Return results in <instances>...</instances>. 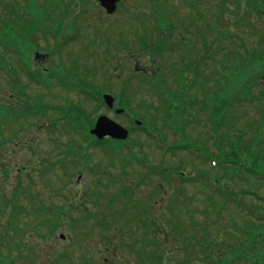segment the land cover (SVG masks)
<instances>
[{
  "label": "rangeland",
  "instance_id": "obj_1",
  "mask_svg": "<svg viewBox=\"0 0 264 264\" xmlns=\"http://www.w3.org/2000/svg\"><path fill=\"white\" fill-rule=\"evenodd\" d=\"M45 1L48 2V0H0V61L7 66V70L10 68L13 72L15 89L21 87L26 92L24 94L26 98L21 100L29 105H34L32 98L35 100L40 98L53 103L51 108L55 104L62 106L74 104L91 113L94 109L93 101H89L71 90L65 91L61 87L55 86L54 82H51L49 89L32 84L25 77L19 62L16 61L17 56L2 45L10 43L13 32L3 29L6 21L11 20L12 15L26 12L38 21L30 37L34 42H38L41 53H45L44 50L51 51L53 49L52 40L44 39L47 28L79 33L78 39L70 41L63 50L49 56L43 68L56 70L55 68H60L59 65H61L66 71L73 70L80 76L86 75L87 82L92 84L87 86L91 93L96 88L111 87V92L116 96V104L122 105L126 109V116H115L113 112L109 113L101 107L92 113L94 115L92 117L95 119L96 115L104 114L122 126L132 128L130 144L133 145L138 156H131L125 147L121 150V154L119 152L115 155L108 154L102 147H93L88 150L91 167L81 165L78 161L75 170L77 172L79 169L82 174L78 171L74 176H67L62 169H56L58 166L53 162L42 161L41 157L44 159L59 157L62 150L67 149L69 142H73L75 145L80 144L79 137L81 135L78 133L76 135L69 126L60 124V120H56L59 125L52 133H49L45 126L38 128L36 124L34 127L35 122L31 123L33 118L16 121V124L10 127L6 121L8 117L3 113V120L9 128L6 127L0 133V139L6 138L12 129L18 131V139H13L14 141L10 144L4 142L0 145V151L3 147V165L11 166L9 168L11 171L8 174L0 169V189L2 187L5 192L3 193L4 199L8 196H15L19 180L23 188L32 187L36 192H41L37 197L41 198L42 204L48 208L65 205L69 202L75 189L76 192L81 189L80 192L85 193L70 210L71 214H65L62 218L60 217L61 219L59 218L62 223L50 235L48 243L38 234H32V231L30 234L26 233L31 226L46 236L47 229L42 227L40 221L42 218L51 219L53 216L50 212L38 209L37 205L28 202L21 192L17 197L18 203H15L14 207L12 205L6 207L3 203L4 200L0 201V213L3 208L5 209V214L0 215V242L9 248L7 250L6 246L0 245V252L4 256L9 255L7 264H31L32 251L35 255L32 264H52V260L48 259L49 255L52 259L60 258L55 259L56 264H64L65 258L61 257L64 252L72 253L75 258L82 261L83 255L87 256L91 259L89 264H127L125 260L122 263L118 262L119 257L120 260L126 259L125 255L127 254L125 247L124 250H119L121 245L118 240L121 236L124 239L129 238L130 223L120 229L119 226L113 225H123V217L126 213L129 214L131 211L133 213L131 209H136L139 222L144 220L142 219L143 210L137 201H148L152 195L154 203L150 209L151 219L160 220L168 232L167 237L170 242L177 248L176 253L168 257L166 261L172 264H211L209 256L202 247V242L198 241L200 238H210L214 243V251L225 244L223 248L227 247L230 253L227 254L228 257L221 260L222 264H258L253 260H264V241H262L263 245L256 241H247L244 235L238 233V230L244 229L245 226L255 223V221L233 202H228L221 208L222 218L219 213H213L212 209L206 206L208 204V189L205 191L206 186L203 183L208 181L213 187L221 188L224 191L231 188L240 195L245 194L243 196L245 201L252 204V208L259 215L264 216V202L256 201V196L252 194L246 195L247 190L260 191L263 189L261 195L264 196V181L257 182V180L245 176L242 171L243 178L233 177L231 171L226 170L232 166L238 168L239 165H254L257 154L260 156L261 153H264V103L262 102V105L259 101L253 100L252 103L245 101L248 97L257 94L264 96V59H261L260 55L255 58L256 53L253 52L258 48L260 52L264 50V16H258L259 25L258 21H252L251 16L246 15L245 19H242L243 24L230 26V24L238 22L237 18L227 17L229 15L227 8L235 9V4L232 3L227 6L223 5L224 7L221 6L223 13L222 16L220 15L221 20H217L220 23L216 24L212 21V15H217L218 6H220V3L217 5L216 0H194L196 5L194 9L188 7L181 0H157L159 9H156L158 5L155 2L150 4V1L146 0L142 4L141 0H126V3L124 2L114 14L105 16L96 2L88 0L82 4L78 3L79 6L81 5L80 13L82 15L79 12L75 14L64 9L58 11L55 9L54 21H51L46 20L40 12ZM67 3V0H63L65 9ZM36 4L40 7V11ZM195 12H203L208 20L205 23L206 26L200 18L195 17ZM248 13L251 12L248 11ZM157 15L161 16V22L164 25L173 26L169 27L172 31L176 28L182 29L180 34L176 32L168 40L172 45L179 42L186 47L185 50L177 49L172 54L164 55V58L167 59L162 61L161 66L166 71L162 72L163 80L161 82L167 89L175 91L177 82L173 67L186 72L184 83L187 80L190 82L192 74L191 83L194 82V87L186 90V94L172 96L170 93L164 92L155 97L154 89L147 93L144 79H141L137 74H132L135 70V63L130 61L129 57L132 54L142 56V51L139 53L137 44H132L131 35L134 37L133 32L135 31L137 34L138 30L143 31L144 34L147 29L151 30L147 33L150 35L153 26L152 18L156 21ZM100 17L108 20L99 21ZM93 20V25L89 26L88 24H91ZM143 22L147 24V28ZM253 22L257 24L256 28H253ZM222 27L231 31V34L227 33V37L224 39L222 36H218V31ZM199 31H202L203 34H200ZM37 33L42 36L36 37ZM199 35L205 38L206 43L199 38ZM120 36L126 43L118 51V44L121 42ZM152 36L154 37V35ZM242 41L246 42V45L241 48L239 44ZM82 44L87 47L85 50L82 49ZM202 45H206L207 50ZM174 46H178V44ZM96 47L97 51L91 56V52ZM58 53L62 56L60 59L56 58ZM107 54L114 55L119 59L111 61ZM119 55L124 56L119 57ZM101 56L107 60L106 63L97 62L96 59ZM210 57H212L211 60H209ZM158 65L155 62V67ZM0 68L3 69L1 63ZM106 70L110 75L108 78L105 75ZM3 74V70H0V102L10 101L13 103L14 99L19 101L18 96L15 98L11 96ZM127 78L129 81L127 83L130 85L123 84ZM105 79H109V81ZM122 90H124V95L120 93ZM146 108H149V112H143ZM58 112L59 110H48L45 118L49 120L59 115ZM128 114L143 121V126H146L155 140L160 141V143L157 141L158 145L163 144L166 147L191 145L194 147V154L190 156L182 150H176L174 154H172L173 152L171 155L167 153L168 155L165 156L164 149L157 146L152 137L140 130L141 127L139 130L133 127L134 125L128 120ZM20 126L23 130L17 129ZM31 131L35 133L31 135ZM237 134H242V137L237 138ZM32 136L34 140H31ZM53 140L61 143L58 149L54 148ZM15 143L18 146L11 157L6 152ZM29 146L36 149L34 153L28 149ZM225 158H230L235 163L231 166L219 163ZM29 159H32L31 164H37L34 167L35 171H28L25 174L22 170L23 174L20 177L17 174V168L25 162H29ZM138 159L159 167L160 170L179 167L181 174H194V185L185 184L183 186V197L190 199L183 202L182 196L176 198L175 186L168 184L167 181L162 184L163 193L157 191L155 185L159 178L153 177V175L146 184L143 183L141 175L145 168L137 163ZM42 162L47 163L46 174L40 178L38 171L40 164L38 163ZM211 162L217 163V166H213ZM80 174L82 175L81 180L76 183L77 176ZM28 175L31 176V184H29ZM64 177L67 181L66 185L61 190V194H55L52 191L62 185ZM108 177L115 178V182L109 181ZM131 184H139L134 194L132 191L127 197L114 196L113 203L109 202L113 192H116L121 186H130ZM32 192L34 193L33 190ZM155 196L157 197L155 198ZM216 201H220V197L217 196ZM10 207L14 208V212L10 211L9 215L17 213L13 222L21 227L20 230L1 224L6 221V212L11 210ZM20 210L23 214L20 213ZM53 211L55 212V209ZM87 211L93 212L96 217L100 218L101 223L104 219L111 223L113 221L112 228L104 231L102 225L96 222L98 218L92 219L84 216ZM112 211L115 212L114 217L110 216ZM36 212L38 214H35ZM75 218H78V221L73 220ZM81 218L86 223L85 226L80 224ZM9 220L6 222L8 223ZM146 222L145 228L149 231V223ZM130 227L134 230L136 228L134 224ZM84 228H89V234H91L86 239H83L80 234L81 229ZM57 230H65L63 233L67 235V239L61 240L59 238L61 231ZM203 230H206L208 234H204ZM18 231L22 235H18ZM103 234L104 236H102ZM147 235L149 240L153 238V233L149 232ZM156 235L161 240L164 237L159 233ZM140 237L136 236L139 240L138 246L142 245ZM181 240L183 241L181 242ZM182 243H185L186 246L184 247ZM144 248L150 251L152 247L149 243ZM255 248L258 250L262 248L259 254L253 253ZM88 250L98 252L97 256L93 257ZM82 264H86V262L83 261Z\"/></svg>",
  "mask_w": 264,
  "mask_h": 264
},
{
  "label": "trees",
  "instance_id": "obj_2",
  "mask_svg": "<svg viewBox=\"0 0 264 264\" xmlns=\"http://www.w3.org/2000/svg\"><path fill=\"white\" fill-rule=\"evenodd\" d=\"M226 1V0H225ZM225 1L224 0H221L220 2L217 0V2H218V4L220 3V6H218L219 8L221 7V4H222V6L223 5H225ZM232 1V0H231ZM230 1V2H231ZM235 3H236V5H237V8L239 9V8H241V3H240V1L239 0H233ZM227 2H229V1H227ZM247 4V7H248V11H250L251 12V14L253 15V16H255L256 15V13H258V11L262 8V7H264V5H262V4H260L259 2H256V1H251V2H247L246 3ZM196 5H195V2H194V7H195ZM226 6H227V3H226ZM224 7V6H223ZM195 17L196 18H200L202 21H203V23H204V26H206L205 25V23H207V19H206V16L205 15H203V12L201 13V12H197L196 14H195ZM236 18H237V20H238V22H235V23H232V24H230V26H236V25H240V24H243V21H242V18H244V16H242V17H240V16H238V15H236ZM253 19V18H252ZM255 19V18H254ZM217 20H221V16H217V15H212V21L213 22H215L216 24H219L220 22H217ZM241 20V21H240ZM244 20V19H243ZM7 26L9 27L10 25L9 24H7ZM227 32H229L228 30H226V29H224L223 27L218 31V36H222L223 37V39L225 38V37H227L226 36V34H227ZM199 33L200 34H203L202 33V31H199ZM22 35V37H25V36H28V35H30V34H28V33H22L21 34ZM200 37L199 38H201L202 40H203V42L204 43H206V41H205V38L203 37V36H201V35H199ZM67 114H68V116L71 118V116H73V114L71 113V112H67ZM0 115H1V113H0ZM69 121H70V119H69ZM92 124V123H91ZM117 145V146H116ZM110 147H120V145H119V143H114V144H112V145H109ZM70 147V146H69ZM262 169H264V155H263V158H262ZM253 174L255 175V176H259L261 179H264V171L262 172V174L260 173V172H258V171H253ZM17 191H18V189H17ZM17 191H16V194H15V196L12 198V199H7L6 201H5V203L7 204V203H10V202H13L14 200L16 201L17 200ZM120 193L124 196V197H126L127 195H128V191H126V190H121L120 191ZM31 197V196H30ZM114 197V196H113ZM112 197V198H113ZM32 198V197H31ZM77 200H79V199H77ZM77 200L75 199H70V208H65V207H59L58 208V210H57V219H58V221H59V224H60V219L62 218V216H65V214H71V209L74 207V204L77 202ZM84 216H86V217H94V218H98V217H96V215L95 214H93V213H91L90 211H87L86 213H85V215ZM111 217H114L115 216V212L114 211H112L111 212V215H110ZM61 217V218H60ZM13 218H14V216L12 215L11 217H10V220L8 221V223H9V225L10 226H13V227H15V228H17L18 229V225L17 224H15L14 222H13ZM60 218V219H59ZM133 219L134 220V225H135V230H133V233H135V234H137V233H141V234H143V235H145L146 233H149V232H151V233H153V238H151V240H150V243H151V245H152V252L155 254L154 256H152L151 257V260H152V262H155V261H159V262H161V264H164V258L166 259V258H168L169 256H172V254H173V250H174V246L172 245V243L170 242V240H169V238L167 237L168 236V232H166V228H165V226H162V223L161 222H157V221H155L154 219L152 220L151 219V217H149L148 216V212L146 211V209H143V211H142V219H144V220H147L148 221V223H149V227H150V230L149 231H147L146 230V226H147V223L146 222H143L144 220H142L141 222H139V220H138V215H137V213H136V209H133V213H131L129 216H128V219ZM98 220H100V218H98ZM99 223L102 225V227H103V229H104V231H107L109 228H112V224H113V221H112V223L111 222H109L108 220H106V219H104L103 220V222L101 223V221H99ZM45 224H46V226H47V228L50 230V231H52V230H54L55 228H56V226H57V223L55 222L54 224H53V226H51L50 225V223H48V222H45ZM83 226V225H82ZM111 226V227H110ZM113 226H119V229L122 227V225H116V224H114ZM262 226H264V224H261V226H258V228L257 227H255V228H253V229H251L250 231H252L253 232V235H257V236H259V235H261L262 233H263V230H264V227H262ZM123 228V227H122ZM165 232H164V231ZM156 233H159V234H161V235H163L164 237L162 238V240L156 235ZM205 233L207 234V231H205ZM80 234L81 235H85V234H87V232L86 231H84V229H81V231H80ZM103 236H104V234H103ZM121 237H120V240H118L119 241V243L121 242ZM260 239H262V236L260 237ZM257 241V240H256ZM142 253H143V251H142ZM61 257H67L66 259H65V263L64 264H82V262L84 261V262H86L85 260H81V259H74V257H73V255H71V254H67L66 256H65V254H61ZM55 259H60V258H55ZM54 259V264H56L55 262H56V260ZM63 259V258H62ZM61 259V260H62ZM0 264H5V263H3V261L0 263ZM86 264H89V263H87L86 262ZM166 264H172L171 262H168V261H166Z\"/></svg>",
  "mask_w": 264,
  "mask_h": 264
},
{
  "label": "flooded vegetation",
  "instance_id": "obj_3",
  "mask_svg": "<svg viewBox=\"0 0 264 264\" xmlns=\"http://www.w3.org/2000/svg\"><path fill=\"white\" fill-rule=\"evenodd\" d=\"M44 4H43V7L45 9H43L42 15H43V17L46 18V17H49L51 15L49 13V11H46V7H49L50 4L46 3V1L44 2ZM75 6H79V4L76 3ZM67 7H71V1H68ZM66 11L70 12L68 9H66ZM47 20H49V19H47ZM36 23H37V21H36ZM19 28L22 31L29 30L31 32V35H32V33L34 32V29H35V25H34V28H32L31 26H27V25H16L13 29L15 30V29H19ZM53 30L54 29L50 27V28H47V32L44 33V39L50 38L52 40V47H53V49L51 51H45L44 50L45 53L40 52L41 49L39 47L38 42H34L30 37L31 35L29 37H27L28 39H30L31 48L28 51H26V55H24V63L22 64V67H26V68L25 69L21 68V69H22L25 77L29 81L32 80V77L29 76V71H32L33 69H36V70L42 69L41 71H43V72L47 71V69L43 68V65L45 64L46 59H48V57L52 56V54L54 53L55 41H54V37L51 36ZM37 36H42V35L37 33L36 37ZM6 50H10L12 52L17 53V50L15 51V49H13V48L6 47ZM35 51H38V52H35ZM16 61H19L18 57H16ZM30 67H31V69H30ZM12 74H13V72H11V74H4V77L5 78L11 77L15 80V76H13L14 74L13 75ZM36 76H37L36 74L33 75V78ZM47 79L49 81L48 76H47ZM47 85H49V83ZM16 92L18 95H22L23 93H26V92H24V90L21 87L16 88Z\"/></svg>",
  "mask_w": 264,
  "mask_h": 264
},
{
  "label": "water",
  "instance_id": "obj_4",
  "mask_svg": "<svg viewBox=\"0 0 264 264\" xmlns=\"http://www.w3.org/2000/svg\"><path fill=\"white\" fill-rule=\"evenodd\" d=\"M104 7L109 12H112L115 9V4L118 0H99ZM104 100L108 106L112 107L113 98L109 95L104 96ZM120 112V111H118ZM91 133L95 136H98L99 139L105 136H111L115 139H126L127 138V130L117 125L112 120L108 119L105 116H101L98 118L94 129L91 130ZM63 237V236H62Z\"/></svg>",
  "mask_w": 264,
  "mask_h": 264
}]
</instances>
